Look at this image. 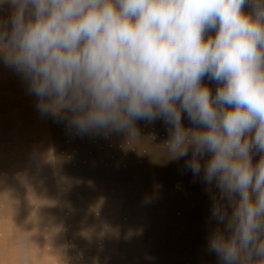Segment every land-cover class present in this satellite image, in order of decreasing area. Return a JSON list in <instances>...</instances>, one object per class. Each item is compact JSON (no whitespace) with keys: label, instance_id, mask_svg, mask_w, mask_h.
Listing matches in <instances>:
<instances>
[{"label":"clouds","instance_id":"9594fccd","mask_svg":"<svg viewBox=\"0 0 264 264\" xmlns=\"http://www.w3.org/2000/svg\"><path fill=\"white\" fill-rule=\"evenodd\" d=\"M3 5L0 57L41 114L81 135L133 139L136 121L163 119L168 158H187L211 194L208 250L219 264H264V0ZM205 77L217 82L214 94Z\"/></svg>","mask_w":264,"mask_h":264},{"label":"rangeland","instance_id":"374dc122","mask_svg":"<svg viewBox=\"0 0 264 264\" xmlns=\"http://www.w3.org/2000/svg\"><path fill=\"white\" fill-rule=\"evenodd\" d=\"M9 14L0 6V18ZM37 102L0 57V264H122L134 255L136 264H165L158 232L142 220L183 217V202L170 207L179 182L175 196L150 183L153 147L78 134L57 117L48 122ZM125 233L135 240L127 251Z\"/></svg>","mask_w":264,"mask_h":264},{"label":"crops","instance_id":"0c3cea01","mask_svg":"<svg viewBox=\"0 0 264 264\" xmlns=\"http://www.w3.org/2000/svg\"><path fill=\"white\" fill-rule=\"evenodd\" d=\"M203 83L210 88L213 94L215 93L218 87L217 82L205 77ZM51 116L50 114L47 117L48 122ZM182 122L186 127H193L186 114H182ZM136 127L138 130L136 138H131L127 133H114V138H112L116 140L114 143L117 144V141L121 143L122 140H130L127 143L129 145L153 147L147 167L154 173L155 179L151 178L152 181L150 183L164 184L166 187L168 186L167 194L176 195L177 193L173 191L171 185L179 182L176 185L178 189H176L181 190L180 193L182 195L179 194V198H173L170 207L177 209V204L183 202V217L176 218L169 216L167 218L140 219L142 222H145L143 223L145 226H149L151 229L157 227V229L152 230L148 228L149 231H147L155 233L156 230L158 232L157 234H152L157 237L155 238L157 243L154 249L164 252V254H161L163 257H166L165 264H185L186 260H189L190 264H219L218 257L215 253L210 252L207 247L210 233L217 227L215 221L211 220L212 198L211 194L207 191V186L201 177H194L192 172L185 168L187 158L180 160L168 158L163 144L168 139L169 132L168 126L163 119H156L153 122L138 120L136 121ZM144 129L153 132L145 134ZM108 136L110 139L111 134ZM259 158L260 154L254 152L253 162L255 163ZM102 171L104 173L106 170ZM120 226L122 227L120 229L121 233L124 225ZM220 227H223V225ZM128 236V233L121 234V240L124 242L123 245H125L124 248L122 247L124 251L130 249L129 244L131 242L135 243V240ZM159 236H161V240L158 238ZM160 242L162 243L161 245H159ZM137 257L134 255L132 261H126L122 264H136V260L139 263Z\"/></svg>","mask_w":264,"mask_h":264},{"label":"bare ground","instance_id":"6f19581e","mask_svg":"<svg viewBox=\"0 0 264 264\" xmlns=\"http://www.w3.org/2000/svg\"><path fill=\"white\" fill-rule=\"evenodd\" d=\"M83 181H85V180H83ZM85 184V183H84ZM96 184H94V186H95ZM124 243V242H123ZM8 248H10V247H8ZM134 264V263H133Z\"/></svg>","mask_w":264,"mask_h":264}]
</instances>
